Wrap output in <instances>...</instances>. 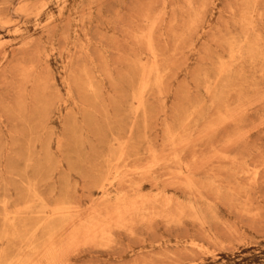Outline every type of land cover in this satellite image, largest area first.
<instances>
[{
  "label": "rangeland",
  "instance_id": "rangeland-1",
  "mask_svg": "<svg viewBox=\"0 0 264 264\" xmlns=\"http://www.w3.org/2000/svg\"><path fill=\"white\" fill-rule=\"evenodd\" d=\"M63 263L264 264V0H0V264Z\"/></svg>",
  "mask_w": 264,
  "mask_h": 264
},
{
  "label": "bare ground",
  "instance_id": "bare-ground-1",
  "mask_svg": "<svg viewBox=\"0 0 264 264\" xmlns=\"http://www.w3.org/2000/svg\"><path fill=\"white\" fill-rule=\"evenodd\" d=\"M17 30V29H16ZM151 50V49H150ZM52 52V51H51ZM232 54V53H231ZM155 61V60H154ZM142 74V73H141ZM143 77V76H142ZM143 79V78H142ZM145 89V88H144ZM140 90V89H139ZM142 91V90H141ZM209 95V94H208ZM141 194V193H140ZM139 194V195H140ZM120 195V194H119ZM105 196V195H104ZM157 196V195H156ZM144 197V196H143ZM120 198V197H119ZM124 198V197H123ZM122 198V199H123ZM137 199V198H136ZM139 199V198H138ZM133 200V199H132ZM136 202V201H135ZM143 202L141 201V204H142ZM130 205V204H129ZM134 205V204H133ZM121 207V206H120ZM125 208V207H124ZM133 208V207H132ZM135 208V207H134ZM113 211V210H112ZM132 212V211H131ZM111 213V212H110ZM116 213V212H115ZM109 214V213H108ZM108 214L106 215V216H108ZM118 214V213H117ZM120 214V213H119ZM115 218V217H114ZM98 219V218H97ZM112 220V219H111ZM105 224V223H104ZM102 225V224H101ZM106 225V224H105ZM109 225V224H108ZM99 226V225H98ZM109 226H111V225H109ZM108 228V227H107ZM94 229V228H93ZM99 229H101V228H99ZM109 229V228H108ZM95 231V230H94ZM93 231V232H94ZM95 233V232H94ZM100 233V232H99ZM106 233V232H105ZM88 234H89V232H88ZM96 235V234H95ZM64 236V235H63ZM86 236V235H85ZM92 239V238H91ZM64 264V263H63Z\"/></svg>",
  "mask_w": 264,
  "mask_h": 264
}]
</instances>
